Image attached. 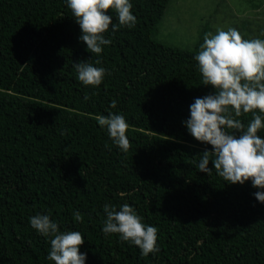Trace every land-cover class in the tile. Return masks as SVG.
I'll list each match as a JSON object with an SVG mask.
<instances>
[{
	"label": "trees",
	"instance_id": "1",
	"mask_svg": "<svg viewBox=\"0 0 264 264\" xmlns=\"http://www.w3.org/2000/svg\"><path fill=\"white\" fill-rule=\"evenodd\" d=\"M169 1L132 0L135 26H120L92 54L64 0H0V264H55L28 219L49 210L61 230L85 235L86 264H264L258 189L195 167L212 145L183 120L195 97L214 91L194 59L209 28L194 48L155 38ZM97 56L110 74L84 85L73 62ZM108 112L129 122L126 152L98 124ZM106 202H127L158 226L160 250L142 256L106 236Z\"/></svg>",
	"mask_w": 264,
	"mask_h": 264
},
{
	"label": "clouds",
	"instance_id": "2",
	"mask_svg": "<svg viewBox=\"0 0 264 264\" xmlns=\"http://www.w3.org/2000/svg\"><path fill=\"white\" fill-rule=\"evenodd\" d=\"M80 26L78 39L86 43L92 54H100L112 43L111 35L120 26L132 28L137 22L132 0H64ZM194 59L204 84L214 91L194 98L190 114L183 120L188 132L197 140L212 145L204 149L195 167L211 175L213 171L230 183H251L253 193L264 202V38H242L236 27H217L206 32ZM77 79L84 85L102 83L110 69L91 58L73 62ZM87 94L85 99H87ZM112 100L111 105L116 106ZM251 112V119H240ZM105 128L112 143L127 151L130 139L129 122L123 112H108L96 117ZM239 131V135L236 131ZM211 161L213 167L209 166ZM101 231L107 236L118 234L119 239L139 247L147 256L160 250L158 226L148 224L136 208L127 203L119 206L106 202ZM75 221L83 220L80 210L72 212ZM29 223L50 243L47 258L55 264H86L87 252L80 250L85 235L79 230H61L51 218V211L29 216Z\"/></svg>",
	"mask_w": 264,
	"mask_h": 264
},
{
	"label": "rangeland",
	"instance_id": "3",
	"mask_svg": "<svg viewBox=\"0 0 264 264\" xmlns=\"http://www.w3.org/2000/svg\"><path fill=\"white\" fill-rule=\"evenodd\" d=\"M236 27L249 38H264V0H170L155 38L182 48H194L209 28Z\"/></svg>",
	"mask_w": 264,
	"mask_h": 264
}]
</instances>
